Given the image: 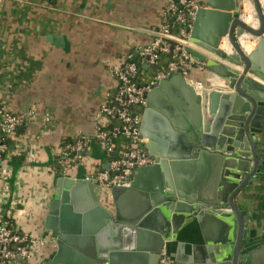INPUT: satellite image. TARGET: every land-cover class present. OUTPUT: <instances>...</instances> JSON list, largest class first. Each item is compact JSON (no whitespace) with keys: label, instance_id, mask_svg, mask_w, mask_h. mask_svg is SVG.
Returning a JSON list of instances; mask_svg holds the SVG:
<instances>
[{"label":"water","instance_id":"water-1","mask_svg":"<svg viewBox=\"0 0 264 264\" xmlns=\"http://www.w3.org/2000/svg\"><path fill=\"white\" fill-rule=\"evenodd\" d=\"M240 1L206 0L205 8L196 11L189 30L191 43L230 65L188 49L208 73L201 89L196 91L177 72L148 93L140 132L156 164L136 169L130 183L111 189L112 210L101 205L93 181L57 179L44 219V231L54 240L57 253L46 264H58L65 253L74 257V264H118V256L107 254L102 246L94 250L80 234L97 236V228H103L112 235L129 226L138 233H155L149 252L151 264H158L162 253L173 259L169 243L178 228L200 218L223 224L229 233L235 230L219 250L209 248L204 263L250 264L264 256V247L253 249L259 238L241 209L248 206V191L264 184V1L250 0L252 23L245 22ZM242 39L256 42V48L246 51ZM223 40L226 48L221 50ZM211 159L218 168L212 192L206 195L211 198L202 201V189L190 179L197 176L194 166ZM146 179L149 184L141 185ZM78 211L81 218L73 216ZM72 219H88L91 225L72 229Z\"/></svg>","mask_w":264,"mask_h":264},{"label":"crops","instance_id":"crops-1","mask_svg":"<svg viewBox=\"0 0 264 264\" xmlns=\"http://www.w3.org/2000/svg\"><path fill=\"white\" fill-rule=\"evenodd\" d=\"M201 2L205 8L206 0ZM248 2L240 1L239 11L252 17L254 8ZM168 3L169 0H4L0 3V105L13 111L37 113L34 121L14 134L11 154L6 158L13 171L8 181L9 196L18 202L17 213H21L15 225L25 232L50 238L44 231V219L60 178L51 172L56 147L62 140L93 132L95 112L104 94L115 86L108 67L121 63L129 55L134 60L138 58V49L151 42ZM251 44L254 50L257 44L254 41ZM191 78L204 83L208 73L204 69L194 72ZM219 83L222 85L223 81ZM87 152L90 156L84 155L66 177L85 179L92 166L106 165L101 146L91 144ZM16 157L22 160L17 162ZM193 168L197 176L190 179L192 185L202 189V201H209L211 197L206 195L212 192L218 164L211 159ZM143 181L141 185L149 184L147 179ZM248 195V206L241 209L250 221L249 226L256 228L259 240L253 249L257 250L264 247V184L251 188ZM101 205L113 209V202L110 207L102 201ZM73 216L82 217L79 211L73 212ZM84 225H91V221L70 220L72 229L83 230ZM97 230V236L80 234L94 250L107 248V254L118 256L115 258L118 264H151L153 231L138 233L136 227L129 226L108 235L103 228ZM234 232L229 233L223 224L212 219H194L178 228L175 240L169 243V251L175 264H207L203 259L209 248L219 250ZM48 252L43 264L56 256V245L49 247ZM73 259L65 253L58 264H71ZM250 264H264V256Z\"/></svg>","mask_w":264,"mask_h":264},{"label":"built area","instance_id":"built-area-1","mask_svg":"<svg viewBox=\"0 0 264 264\" xmlns=\"http://www.w3.org/2000/svg\"><path fill=\"white\" fill-rule=\"evenodd\" d=\"M3 1L0 0V3ZM201 8H204L201 0H169L161 24L153 31L151 42L137 51L141 67H147L146 71L157 69L153 75H146V71L133 62L131 55L121 63L108 67L115 86L104 94L95 112L93 132L59 143L52 167L54 176L66 177L82 159L81 154L86 153L91 144H98L107 158V168H95L85 179L98 185L102 204L110 207L113 187L130 183L136 169L156 164L140 132L148 93L160 81L177 72L196 91L201 89L202 83L191 76L194 72H203L205 64L194 59L188 49L205 55L209 60L230 65L191 43L189 30L192 18ZM219 49L224 50L222 44ZM247 75L254 78L249 73ZM36 118L35 110L13 111L0 105V264H17L18 259L22 264H31L29 262L33 260L37 261L36 264H43L48 257L49 247L54 245L53 239L24 233L15 225L21 213H17L18 202L9 196L11 191L8 181L13 171L6 162L11 154L6 139H12L20 127ZM158 264L175 263L170 256L162 253Z\"/></svg>","mask_w":264,"mask_h":264},{"label":"bare ground","instance_id":"bare-ground-1","mask_svg":"<svg viewBox=\"0 0 264 264\" xmlns=\"http://www.w3.org/2000/svg\"><path fill=\"white\" fill-rule=\"evenodd\" d=\"M248 3H250V2H248ZM251 4V3H250ZM245 22L246 23H252V17H251V14H246V16H245ZM253 42V41H247V40H244V39H242L241 40V43H242V47H243V49H245L246 51H249L250 49H251V45H253V44H251V43ZM222 48L223 49H225L226 48V44H225V42H222Z\"/></svg>","mask_w":264,"mask_h":264},{"label":"trees","instance_id":"trees-1","mask_svg":"<svg viewBox=\"0 0 264 264\" xmlns=\"http://www.w3.org/2000/svg\"><path fill=\"white\" fill-rule=\"evenodd\" d=\"M133 62L136 63L138 65V67H141V64H140V61H139L138 58L136 60H134ZM151 70L153 71V73H155L157 69L156 70L155 69H151ZM145 73H147V71ZM16 135H17V131H16ZM6 143L8 145L9 151H11L12 150L11 148L13 146V141L11 139H6ZM2 157H3V159H5V155H3ZM15 160H17V162H20L22 159L16 157Z\"/></svg>","mask_w":264,"mask_h":264},{"label":"rangeland","instance_id":"rangeland-1","mask_svg":"<svg viewBox=\"0 0 264 264\" xmlns=\"http://www.w3.org/2000/svg\"><path fill=\"white\" fill-rule=\"evenodd\" d=\"M154 73H153V71L152 70H148L147 71V73H146V75H153ZM107 160V159H106ZM95 168H96V166H92V170H95ZM52 172V171H51ZM102 195H103V192L101 193ZM23 215V214H22ZM19 216H17V219H16V222L17 221H19ZM18 224V223H17ZM20 228V227H19ZM24 233H27V232H25L22 228H20ZM29 263H31V264H36L37 263V261L36 260H33L32 262L30 261Z\"/></svg>","mask_w":264,"mask_h":264}]
</instances>
